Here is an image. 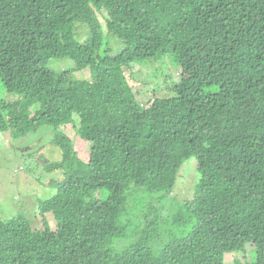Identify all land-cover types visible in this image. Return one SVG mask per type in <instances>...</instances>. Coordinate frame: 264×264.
I'll return each mask as SVG.
<instances>
[{"label": "trees", "instance_id": "1", "mask_svg": "<svg viewBox=\"0 0 264 264\" xmlns=\"http://www.w3.org/2000/svg\"><path fill=\"white\" fill-rule=\"evenodd\" d=\"M147 62L181 71L167 95L133 85ZM0 80L20 95L0 137L51 125L63 151L41 224L0 216V264H264V0H0ZM191 158L194 196L166 211Z\"/></svg>", "mask_w": 264, "mask_h": 264}, {"label": "rangeland", "instance_id": "2", "mask_svg": "<svg viewBox=\"0 0 264 264\" xmlns=\"http://www.w3.org/2000/svg\"><path fill=\"white\" fill-rule=\"evenodd\" d=\"M104 15V13H103ZM103 18V17H102ZM78 34L82 40L87 37L86 28L79 26ZM110 46L115 51L120 47V43L114 37L111 39ZM160 63H150L135 65L129 71L130 80L136 89L142 92L147 90L153 93L152 98L158 95H167L166 89L169 80H179L181 71L173 70L167 66V73L155 77L154 73ZM53 72L58 75L66 69L73 68L75 62L71 58L53 59L50 63ZM89 69L77 72L79 78L89 76ZM20 98V95L7 91L0 80V99L13 102ZM65 132L74 140L75 150L80 158L89 160L91 145L81 136L77 135L73 125L63 127ZM55 127L43 125L36 132H32L25 137H18L7 132L0 137V216L3 219L11 218L19 213H25L30 218L34 226L41 224V217L37 216L36 209L39 210L41 201H45L56 193L54 182L60 173L51 168L52 164L63 160L62 149L53 143L52 136ZM51 170V171H50ZM199 174L197 161L195 158L189 159L184 163L180 171L177 184L174 188L176 202L171 203V199L163 202L164 209L168 211L171 206L178 201H186L194 196V185ZM191 198V199H192ZM166 201H168L166 203ZM175 206H173L174 208ZM171 208V211L173 210ZM51 227L57 228L53 214L48 213ZM245 252L228 253L226 255L227 264H235L236 260L247 258Z\"/></svg>", "mask_w": 264, "mask_h": 264}]
</instances>
